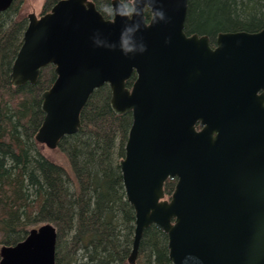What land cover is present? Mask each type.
Segmentation results:
<instances>
[{
    "label": "water",
    "instance_id": "95a60500",
    "mask_svg": "<svg viewBox=\"0 0 264 264\" xmlns=\"http://www.w3.org/2000/svg\"><path fill=\"white\" fill-rule=\"evenodd\" d=\"M117 4L109 18L93 0L28 14L12 83H37L49 64L57 75L41 93L37 141L56 148L77 132L90 95L109 83L113 110L133 117L119 161L136 217L129 263L155 224L173 264H264V27L221 31L213 47L187 34L189 0H148L135 21ZM153 8L165 19L154 22ZM56 243V226L40 224L2 245L0 264H56Z\"/></svg>",
    "mask_w": 264,
    "mask_h": 264
},
{
    "label": "trees",
    "instance_id": "16d2710c",
    "mask_svg": "<svg viewBox=\"0 0 264 264\" xmlns=\"http://www.w3.org/2000/svg\"><path fill=\"white\" fill-rule=\"evenodd\" d=\"M57 1L45 0L41 14ZM93 1L105 17L113 16L112 0ZM21 3L14 0L0 12V247L16 244L31 228L49 222L57 228L56 264H129L136 217L119 161L132 113H116L111 87L103 84L84 106L78 131L65 135L57 147L71 165L47 156L36 133L45 116L41 93L57 75L49 64L37 83H12V66L29 23ZM263 27L264 0H189L187 33L214 39L221 31ZM135 78L136 72L129 84ZM176 182L166 180L167 197ZM134 264H173L167 233L155 224L147 227Z\"/></svg>",
    "mask_w": 264,
    "mask_h": 264
},
{
    "label": "rangeland",
    "instance_id": "374dc122",
    "mask_svg": "<svg viewBox=\"0 0 264 264\" xmlns=\"http://www.w3.org/2000/svg\"><path fill=\"white\" fill-rule=\"evenodd\" d=\"M45 0H22L21 13L27 15L31 12H35L38 15L41 14L43 4ZM42 151L50 158L60 162L62 165L70 166V161L67 156L59 148H50L45 144L41 143ZM131 264V263H129Z\"/></svg>",
    "mask_w": 264,
    "mask_h": 264
},
{
    "label": "clouds",
    "instance_id": "9594fccd",
    "mask_svg": "<svg viewBox=\"0 0 264 264\" xmlns=\"http://www.w3.org/2000/svg\"><path fill=\"white\" fill-rule=\"evenodd\" d=\"M147 3L148 0H118L117 8L120 9L119 15L130 21H135L137 16H143V10ZM152 16L154 22L157 16H159L160 20L165 19L164 12L155 8H153Z\"/></svg>",
    "mask_w": 264,
    "mask_h": 264
},
{
    "label": "flooded vegetation",
    "instance_id": "af4514ba",
    "mask_svg": "<svg viewBox=\"0 0 264 264\" xmlns=\"http://www.w3.org/2000/svg\"><path fill=\"white\" fill-rule=\"evenodd\" d=\"M258 31V30H257ZM251 32H253V31H251ZM193 33H198L199 35H208L209 36V38H210V42H211V45L214 47L215 45H216V38L218 37V34H219V32L217 33V35H216V37L213 39L212 37H211V35H209V34H206V33H199V32H193ZM193 33H187V34H193ZM198 127L200 128V126L198 125Z\"/></svg>",
    "mask_w": 264,
    "mask_h": 264
}]
</instances>
